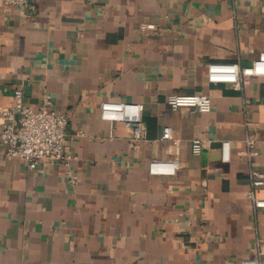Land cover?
<instances>
[{
  "label": "crops",
  "instance_id": "crops-1",
  "mask_svg": "<svg viewBox=\"0 0 264 264\" xmlns=\"http://www.w3.org/2000/svg\"><path fill=\"white\" fill-rule=\"evenodd\" d=\"M29 1L0 2V108L17 87L35 108L49 94L70 116L73 157L30 168L0 143V264H264V212L248 196H264L251 183L264 170V73L243 88L208 79L213 60L258 61L264 0ZM171 93L209 94L212 108L173 109ZM108 99L144 102L147 137L103 119ZM151 158L179 165L155 174Z\"/></svg>",
  "mask_w": 264,
  "mask_h": 264
},
{
  "label": "built area",
  "instance_id": "built-area-1",
  "mask_svg": "<svg viewBox=\"0 0 264 264\" xmlns=\"http://www.w3.org/2000/svg\"><path fill=\"white\" fill-rule=\"evenodd\" d=\"M11 5L28 7L29 0H0ZM153 24H149L151 27ZM264 73V50L260 52L259 59L253 66H245L237 61L213 60L208 63V79L211 82L232 83L237 88H243L249 82L252 75ZM15 103L0 108V143L5 153L13 158L24 159L30 168L37 167L46 159L62 160L69 163L73 155L67 148V127L70 116L66 112L58 111L51 105L52 97L44 96L41 106L32 107L25 99L22 87L15 88ZM249 102V98H244ZM168 105L176 109L181 106H189L201 111L212 108L211 96L206 93H171L167 96ZM144 102L108 99L101 102V117L110 121L123 120L132 128V138L143 139L147 137V127L143 119ZM172 126H164L162 138H173ZM175 142L179 140L176 138ZM249 156L258 154L256 141L253 137L245 139ZM204 148L201 138L192 141L194 153H201ZM222 156L229 160L231 141L222 140ZM179 165L178 158L162 159L151 158L149 171L151 173H173ZM72 176V171L68 170ZM252 186L264 184V170L253 169L251 171ZM248 196L254 205L264 212V196L256 195L252 189ZM259 254H262V240L258 238ZM257 257L241 259V264H259Z\"/></svg>",
  "mask_w": 264,
  "mask_h": 264
},
{
  "label": "water",
  "instance_id": "water-1",
  "mask_svg": "<svg viewBox=\"0 0 264 264\" xmlns=\"http://www.w3.org/2000/svg\"><path fill=\"white\" fill-rule=\"evenodd\" d=\"M221 145H222V143H221Z\"/></svg>",
  "mask_w": 264,
  "mask_h": 264
}]
</instances>
